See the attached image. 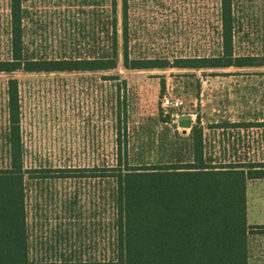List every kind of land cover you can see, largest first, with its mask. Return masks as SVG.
Returning <instances> with one entry per match:
<instances>
[{"label":"rangeland","instance_id":"rangeland-1","mask_svg":"<svg viewBox=\"0 0 264 264\" xmlns=\"http://www.w3.org/2000/svg\"><path fill=\"white\" fill-rule=\"evenodd\" d=\"M122 46L123 0H116ZM133 56L215 51L219 0H127ZM29 45L39 55H88L109 44L113 0H25ZM241 51L264 53V0H237ZM9 0H0V59L8 57ZM119 73V80L104 75ZM19 80L26 166L92 167L116 162L117 88L126 79L128 112L121 139L131 163L189 158L193 125L203 128L216 164L264 161V67L127 69L99 72H0V167L7 165V81ZM164 81V86H163ZM123 94V90H122ZM165 94L179 100L164 107ZM170 115L171 120L164 121ZM191 115L192 126L179 124ZM239 126H219L221 123ZM250 122L251 125L243 123ZM258 123V124H257ZM29 251L33 259H107L114 255L117 209L111 176H26ZM248 222H264V178L248 181ZM264 264V237L251 243Z\"/></svg>","mask_w":264,"mask_h":264},{"label":"trees","instance_id":"trees-1","mask_svg":"<svg viewBox=\"0 0 264 264\" xmlns=\"http://www.w3.org/2000/svg\"><path fill=\"white\" fill-rule=\"evenodd\" d=\"M25 0H9L8 57L0 72H99L169 67L216 69L264 67V53L241 51L242 33L237 0H219L215 51L204 55L133 56L128 2L123 0L122 46L116 0H113L109 44L88 55H39L29 45ZM119 80V73L104 75ZM117 88L119 139L116 162L92 167L26 166L19 80L7 81V124L4 145L7 165L0 167V264H251V243L264 237V224L248 222L247 186L264 178V161L216 164L208 155L203 128L195 124L188 135L189 158L153 164H134L121 139V117L128 112L126 79ZM164 86V81H163ZM123 90V94H122ZM171 120L170 115L163 119ZM245 125L252 123L246 122ZM258 124V123H257ZM264 125L263 123H259ZM239 126L221 123L219 126ZM111 176L117 209L114 255L107 259L38 260L30 256L26 176Z\"/></svg>","mask_w":264,"mask_h":264},{"label":"built area","instance_id":"built-area-1","mask_svg":"<svg viewBox=\"0 0 264 264\" xmlns=\"http://www.w3.org/2000/svg\"><path fill=\"white\" fill-rule=\"evenodd\" d=\"M162 105L164 107L176 108L179 105V100H174L170 95L165 94L162 99Z\"/></svg>","mask_w":264,"mask_h":264},{"label":"water","instance_id":"water-1","mask_svg":"<svg viewBox=\"0 0 264 264\" xmlns=\"http://www.w3.org/2000/svg\"><path fill=\"white\" fill-rule=\"evenodd\" d=\"M179 124L184 127H191L192 126L191 115H182L180 117Z\"/></svg>","mask_w":264,"mask_h":264},{"label":"crops","instance_id":"crops-1","mask_svg":"<svg viewBox=\"0 0 264 264\" xmlns=\"http://www.w3.org/2000/svg\"><path fill=\"white\" fill-rule=\"evenodd\" d=\"M247 196H248V194H247ZM248 198V197H247ZM248 220H249V218H248ZM250 223V222H249ZM251 224H264V222H253V223H251Z\"/></svg>","mask_w":264,"mask_h":264}]
</instances>
